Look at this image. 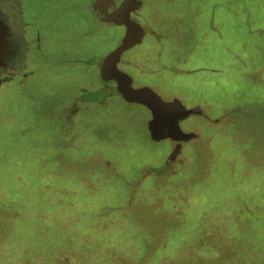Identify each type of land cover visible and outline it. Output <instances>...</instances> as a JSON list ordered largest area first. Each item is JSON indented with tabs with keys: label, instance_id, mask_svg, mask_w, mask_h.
<instances>
[{
	"label": "rangeland",
	"instance_id": "374dc122",
	"mask_svg": "<svg viewBox=\"0 0 264 264\" xmlns=\"http://www.w3.org/2000/svg\"><path fill=\"white\" fill-rule=\"evenodd\" d=\"M20 2L35 73L0 87V264H264V0H142L119 67L202 110L170 167L147 107L102 104L124 27L89 0Z\"/></svg>",
	"mask_w": 264,
	"mask_h": 264
},
{
	"label": "water",
	"instance_id": "95a60500",
	"mask_svg": "<svg viewBox=\"0 0 264 264\" xmlns=\"http://www.w3.org/2000/svg\"><path fill=\"white\" fill-rule=\"evenodd\" d=\"M101 1L97 0L95 2L94 9L100 17L104 18L105 22L126 25L128 27L122 44L105 57L102 75L105 80L114 79L117 81V86L111 89L112 94H121L126 101L143 104L151 110L153 119L149 123V129L153 139L162 140L172 137L177 140V145L168 159V166L170 167L181 153L182 141L188 135L184 134L180 129V120L185 116L198 113V110L186 108L179 100L166 101L148 86L140 88L133 86L132 77L118 68V62L123 52L140 42L144 35V29L130 16L131 11L139 6L142 1L125 0L118 8L109 12L108 8L114 6L115 1L104 0V17L101 11ZM164 124L171 125L175 136L162 131V125Z\"/></svg>",
	"mask_w": 264,
	"mask_h": 264
},
{
	"label": "flooded vegetation",
	"instance_id": "af4514ba",
	"mask_svg": "<svg viewBox=\"0 0 264 264\" xmlns=\"http://www.w3.org/2000/svg\"><path fill=\"white\" fill-rule=\"evenodd\" d=\"M96 1L97 0H89V3H91V8L93 9V12L95 13V15L98 16V18L101 21L105 22L104 18L100 17L95 12L94 6H95V2ZM124 1L125 0H123L119 4L117 3V1H115V5L114 6H110L108 8V11L109 12L114 11ZM101 2H102L101 3V11H102L103 17H104V0H102ZM142 5H143V2L139 6H137L134 10L131 11L130 16H131V18L134 21H137L140 24V26L144 29V35H143V37H142L140 42L136 43L135 45H133L129 49L141 44L144 41L146 35H148V33H149V31L146 30L145 27L143 26L140 18L137 16V15H139L138 11L141 9ZM28 26H29V23L23 19V11H22L20 0H0V87L3 84H8L10 82L22 83V81L27 79L30 74L33 75L35 73V68L33 69V67L31 66L34 63L32 61L30 62V60H31L30 58H31V56L34 53L32 52V50L30 51L31 41L28 42L27 41V36H26V32H27ZM119 26L124 27V29H125V31L127 33L128 27L126 25H119ZM153 30H150V32L152 31L151 34L152 35L157 34V32L155 30L154 31ZM91 33H93V31H91ZM126 33H125V35H126ZM37 36H39V38L37 37L38 39L35 41V43H36V47L39 48L38 49V51H39L40 50V44H39V42H40V34H38ZM124 38H125V36H124ZM124 38H123V40H124ZM123 40H122V42H123ZM159 40H162V37ZM122 42H121V44H122ZM126 52H127V50L125 52H123V54H122V56L120 58V61L118 62V68L120 70H122L119 67L121 61L124 60V62L126 61V62L132 64V61L136 60V58H125V59H123V55ZM160 55H161V53H160ZM146 56H144L143 58H146ZM102 58H103L102 63H101V76H102V79H103V81L107 82V86H111L112 88H114V87L117 86V81L114 80V79L105 80L103 75H102V70H103V67H104V55H103ZM145 61H146V66H148L149 69H147V71L145 69L144 70L139 69L140 73H142V74H146V72L147 73L148 72L156 73V72H160L162 70V69H160V70L155 71V72L151 71L152 67H151V64H150L148 56H147V59H145ZM139 62H141V61H139ZM164 68L165 69H170V70L173 69V68L167 67V66H165ZM176 69H179V68H176ZM204 70H205V68H204ZM122 71L126 72L124 70H122ZM173 71H174V69H173ZM196 71H198V70H196ZM132 81H133V86L135 88H140V87H145V86H148L150 88L152 87L151 84L149 85L147 83L135 85L134 84V81H135L134 77H132ZM152 89L155 91V89L153 87H152ZM108 94L109 95L107 96V98L102 100V104H104V101H108L111 97H114V95H115V94H112V93H108ZM117 95H120L122 97L121 94H117ZM174 100H179V99L175 98ZM171 101H173V100H171ZM129 103H132V102H129ZM141 105H143V104H141ZM79 109L80 108L78 107L77 110H79ZM190 109H196V107H193V108H190ZM197 110H198V113H196V114H199V113L202 112V110L200 108H198ZM149 111L151 112L150 109H149ZM150 114H151V119H150V121H151L153 119V115H152V112ZM189 116L190 115L185 116V117H183L180 120V129L183 131L184 134H188L186 136V138L182 141V150H183V144L188 142V141H190L193 138V136H194L193 133L185 131L183 129V127H182V124H181V122L184 121L185 119H187ZM150 121H149V123H150ZM162 126H163V129H162L163 132L168 133V134L170 133V134L175 136V132L172 131L171 125L164 124ZM149 131H150V129H149ZM150 134H151V132H150ZM177 134H179V133L177 132ZM167 139H169V140H171L173 142L174 149H175V147L177 145V140L175 138H172V137H168ZM162 140H155V141H162ZM174 149H173V151H174ZM171 155H172V153L170 154V156ZM179 155L176 157V159L174 161H176L178 159ZM170 156H169V158H170Z\"/></svg>",
	"mask_w": 264,
	"mask_h": 264
},
{
	"label": "trees",
	"instance_id": "16d2710c",
	"mask_svg": "<svg viewBox=\"0 0 264 264\" xmlns=\"http://www.w3.org/2000/svg\"><path fill=\"white\" fill-rule=\"evenodd\" d=\"M152 137V136H151Z\"/></svg>",
	"mask_w": 264,
	"mask_h": 264
}]
</instances>
